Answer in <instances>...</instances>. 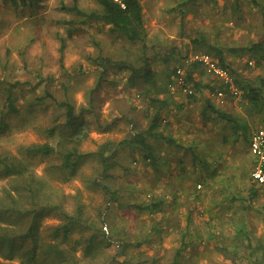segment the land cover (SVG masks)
I'll return each mask as SVG.
<instances>
[{"label": "rangeland", "instance_id": "rangeland-1", "mask_svg": "<svg viewBox=\"0 0 264 264\" xmlns=\"http://www.w3.org/2000/svg\"><path fill=\"white\" fill-rule=\"evenodd\" d=\"M75 1L86 12L102 11L94 0H42L31 6L0 0V157L7 155L31 165L45 181L35 199L57 203L82 221L63 238L54 234L67 222L60 209L42 214L40 245L45 249L57 246L70 264L76 259L81 264H257L248 255L264 236V187L254 182L257 164L250 139L253 132L264 129V102L255 105L244 100L236 80L256 85L264 77V59L249 51L259 42L264 47V0H194L188 4L189 0H141L147 28L145 51L143 43L133 44L112 34L106 22L83 24L84 17L62 9V4ZM71 27L76 31L70 36ZM209 45L215 48L213 55L223 52L239 95L199 64L196 78L203 86L195 99L190 97L186 71ZM166 48L176 49L179 60L161 55L152 62L158 77L164 72L173 76L169 106L162 112L157 131L175 143L147 135L160 158L153 165L147 151L119 145L149 126L154 111L143 93L145 83H129V71L116 66L100 78L101 69L92 62L102 55L141 65L145 52L157 55ZM176 68L183 70V82L178 70L177 75L173 73ZM65 100L83 114L86 135L74 137L80 140L79 150L111 148L114 176L103 184L118 192L120 202L110 203L103 189L93 184L100 177L98 159H84L75 176L62 171L63 153L72 147L71 141L64 139L57 146V138L47 130L54 127L62 132L65 109L59 103ZM208 101L235 123L214 114L203 120ZM48 142L58 148L53 155L26 153V148ZM202 161L209 164L207 169L202 168ZM1 167L0 209L34 208L35 200L28 192L19 197L14 181L19 176L7 175ZM253 186L260 196L246 211L243 200ZM158 200L161 210L147 209ZM13 215L0 219V227L10 225L16 218ZM30 216L20 217L13 226L27 229ZM92 222L98 234L103 238L102 229L107 237L87 256L84 240L92 233ZM243 223L252 232L250 240L244 237ZM234 238L240 241L237 250L232 247ZM23 262L22 257L0 256L1 264Z\"/></svg>", "mask_w": 264, "mask_h": 264}, {"label": "trees", "instance_id": "trees-1", "mask_svg": "<svg viewBox=\"0 0 264 264\" xmlns=\"http://www.w3.org/2000/svg\"><path fill=\"white\" fill-rule=\"evenodd\" d=\"M12 1L20 2L23 6L40 5L42 2V0ZM94 1L99 6H101V13L97 11L86 12L79 6L77 1H75L71 5L62 4V9L67 12L76 14L79 17H84L85 20L83 24L97 20L104 21L110 26L109 30L112 34L121 35L133 44L138 42L143 43L144 51L146 50L145 42L147 38V28L145 25L144 8L141 0ZM193 1L194 0H189L187 4ZM184 6H186V3ZM67 31L68 34L71 36L76 31V27L68 28ZM213 49L215 48L209 45V47L205 50L206 54H210L211 56H213L220 66L228 68V64L225 60L223 52L219 50L220 52H217L213 55L211 53ZM249 51L255 54L259 58V60L262 61L264 59V47L262 43L259 42L253 44V46L249 48ZM161 55L164 58L168 57L173 62H177V60H179V58L177 57L176 49L171 50L166 48L164 50H159L157 55L149 56L145 52L140 58L141 65H137L135 63H127L126 61L122 60L115 61L111 59V57L102 55L93 57L92 62L94 65L101 69L100 78H102V75L104 73H107L108 70L116 66L119 69H125L129 71V83L136 84L140 82L139 80L145 83L146 87L144 88L143 93H145L144 96L146 97V99H148L149 104L151 105L149 106L150 110L154 111L153 114L149 115V126L144 131L136 132L130 138L123 140L119 145H127L129 147L138 146L141 150L147 151L149 153V156L147 158L151 159V163L153 165L157 164L160 158L154 152V149L147 141L146 136L150 134L156 139H164L170 145L175 143V140L172 137H166L162 134V132L157 131L162 121V112L165 110V108L169 106V100L167 99V96L169 93V85L173 82V76L171 73H160V77H158L157 72L152 68V62L160 60L159 56ZM199 64L200 63L197 61L192 62L190 65V69L186 71L184 77L186 78L187 83L191 84V86L189 87L194 91H192V95L190 96L193 99H195L194 94L200 91L201 87L203 86L201 84V81L197 80L196 78L197 68L200 67ZM180 67H183V65H181ZM177 70L178 68L173 70V73L175 75H177ZM163 77L166 79H164ZM236 84L242 90V97L244 100L255 105H259L264 102V77L260 78L256 85L249 83H247L246 85H241V82H239L238 80H236ZM204 87L207 89H211L210 86ZM45 95L47 97H52V94L47 91ZM59 107H63L65 109L64 114L66 122L63 125V130L61 133H57L56 128L53 127L52 129L47 131L48 133H50L51 136L57 138L54 142L58 143L57 146H62L65 141L64 139H66L67 141H71L70 143L72 144V147H67L66 151L63 153V165L61 168L62 171L67 170L70 176H75L84 159L88 157L98 159L100 163L99 178L101 180L99 178H95L93 179V184L103 189L110 203L120 202L118 192L112 190L108 185L103 184L104 181L114 176L111 171L116 166V161L113 157L114 154H110L111 148L109 149V147L103 146V149L99 151L81 152L78 148V144L80 142L79 139L86 135V132L84 130L86 126L82 124L83 114L81 112L76 113L74 104L68 100L61 101L59 103ZM14 111L19 112V110L16 109ZM210 114H214L220 117L221 119L228 121L231 124L235 123V120H233L230 115L226 114L223 110L216 108L213 102L208 101L204 112L201 114V118L203 120H207L210 117ZM133 129H135L134 126ZM238 129L241 132V128L237 127L236 130ZM62 133L63 137L61 135ZM75 136H77L76 138L79 139L74 138ZM57 146L48 142L45 144L28 147L26 148V153L32 157L36 155H41L44 157L51 156L58 151ZM0 164L2 166L1 172L7 175L17 174L19 176L17 180H14L18 183L16 189L19 194V197H24L25 195H27L25 194V192H28L35 200L34 208L32 209L21 210L18 207H14L10 209V212H8L9 208L0 209V219L5 220V217L8 216L11 212L14 213L13 216L16 217L10 221V225L0 227V256L9 260H14L17 257H22L24 261L23 264H70L66 261V257L64 256L63 251L60 248H57V246L50 245L45 249L40 245V218L42 217V214L48 211L60 209V212L67 218V222L63 226H58L54 234L55 236L63 234V238H67L69 233L79 227L80 222L82 221L79 219L78 216H69L66 212L62 210L61 206L57 203L52 204L47 203V201H45V204H42L43 201H40L39 198L35 199V197L40 196L41 190L45 188V181L43 180V178L37 176L35 171L31 168V165L25 164L21 159H12L7 155L0 157ZM256 164L257 160L255 158V165ZM201 166L202 168L207 169L209 167V164L202 161ZM212 173H214V171ZM254 182L259 188L263 187L255 179ZM9 195L13 197L11 194ZM259 196L260 190L253 186L250 189L249 194L243 200V206L246 211L251 210ZM232 199L235 198L232 197ZM162 205L163 204L161 200H158L152 203L150 206L146 207L150 210H153L155 207H158V209L161 210ZM30 214V223L27 229H17L13 226L15 225V221L18 220L20 217ZM247 216L248 214L246 215V217ZM90 225L92 226L91 229L93 228L92 233L84 240L86 241V246L84 250L87 256H89L90 254H94V251L96 250L95 245L100 243V240H106L107 237V232L105 230L101 229V232L103 233L102 238L97 232L99 230L96 229V225L93 222ZM242 227L244 237L247 240H250L248 238L252 237L251 230L249 229V227H246V223H243ZM258 241V246L254 248L252 247V250L249 251L248 257L249 259L255 260L257 264H260V260H262V264V262L264 261V236L258 238ZM106 243L108 244V242ZM231 243L234 250H237L239 248V238H234ZM248 248H250V246ZM226 249L227 252L230 253L228 248ZM234 254L235 251L232 255ZM74 264H81V262L79 259H76L74 261Z\"/></svg>", "mask_w": 264, "mask_h": 264}, {"label": "built area", "instance_id": "built-area-1", "mask_svg": "<svg viewBox=\"0 0 264 264\" xmlns=\"http://www.w3.org/2000/svg\"><path fill=\"white\" fill-rule=\"evenodd\" d=\"M195 61L202 64L207 72L215 75L219 80L222 81V83L233 90L235 95H239V90L233 83V77L230 70L220 66L213 56L203 53L200 56H197ZM183 74V70L179 68L178 76H180L181 82L184 81ZM189 93H192V90H189ZM218 94L223 98V91H219ZM250 150L252 155L257 160L253 177L261 186L264 187V129H260L252 133L250 139Z\"/></svg>", "mask_w": 264, "mask_h": 264}]
</instances>
